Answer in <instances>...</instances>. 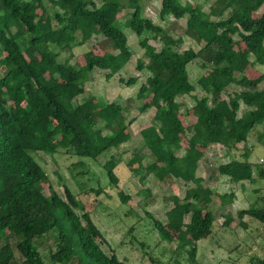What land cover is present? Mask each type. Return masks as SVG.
I'll list each match as a JSON object with an SVG mask.
<instances>
[{
  "label": "trees",
  "instance_id": "trees-1",
  "mask_svg": "<svg viewBox=\"0 0 264 264\" xmlns=\"http://www.w3.org/2000/svg\"><path fill=\"white\" fill-rule=\"evenodd\" d=\"M48 1L54 7L51 13L41 0H0V264H17L15 252L18 264H45L39 248L45 238L52 243L47 249L48 264H124L100 248L96 239H102L101 232L87 211H76L78 200L67 186H62L61 196L48 183L44 193L42 181L47 177L34 154L52 155L60 149L80 166H85L84 158L94 160L107 154L102 169L107 183L116 185V162L110 150L127 141L126 128L133 118L126 119L124 107L116 102L96 100L97 109H93L91 101L96 98L92 95L80 101L76 97L94 69L104 71L108 79L128 61L131 50L125 28L138 38L146 34L138 39L145 61L136 60L135 69L144 74L136 97L149 96L138 111L154 107L152 121L157 123L140 130L148 162L142 163L138 151L130 158L137 164L141 182L150 175L158 181L182 177L191 184L181 202L178 196L171 197L172 206L165 215L167 224L178 231L174 264H180L178 258L184 253L190 264H198L194 244L211 229L219 213L208 208L210 197L201 192L203 178L194 174L203 154L200 148L219 144L231 155L216 166L217 173L230 183L253 182V168L256 178H264L263 164L250 161L248 151L240 152L239 158L232 155L256 125L261 128L260 137L264 132V71L255 78L238 75L248 56L251 65H264V0H214L206 12L185 1L159 0V19L186 16L183 32L196 49H180L181 38L172 37L143 15L140 0ZM126 7L130 10L118 18L117 11ZM260 7L256 18L248 17ZM37 8L45 12V19L37 15ZM95 31L101 36L100 54L94 53L82 65L58 59L59 51L81 45ZM233 34L241 49L228 53ZM149 38L161 43L158 50L147 49ZM195 59L209 72L203 80L204 94L194 97L193 120L184 127L175 111L176 98L194 90L187 65ZM118 81L129 86L136 77ZM231 83L242 89L223 97ZM240 104L245 109L237 115ZM184 133L188 134L187 148L178 154ZM224 196L233 197L231 193ZM145 214L159 239L170 242L163 225ZM235 214L243 228L244 217L264 225L263 205L251 204ZM219 215L229 219L228 213ZM253 260L264 264L263 258Z\"/></svg>",
  "mask_w": 264,
  "mask_h": 264
},
{
  "label": "rangeland",
  "instance_id": "rangeland-1",
  "mask_svg": "<svg viewBox=\"0 0 264 264\" xmlns=\"http://www.w3.org/2000/svg\"><path fill=\"white\" fill-rule=\"evenodd\" d=\"M34 2L35 0H31ZM192 5L195 9L207 11L209 5L214 0H179ZM42 5L47 7L48 13L54 9L48 0H41ZM142 14L148 17L153 23L166 28L172 37H180V49L186 47L197 48L195 43L184 35V20H174L167 15L164 19H159V0H140ZM36 6V4H35ZM260 7L254 12L248 13L251 19L256 18L262 11ZM37 15L46 18L45 12L39 8ZM119 9L117 17H122L124 12L129 11ZM122 20V19H121ZM127 35V44L131 50L128 61L111 78H104V71L94 69L88 74V80L82 83V93L76 97V101L92 95L91 107L97 109L96 100L113 101L124 107L126 119L133 118V121L126 128L128 139L117 149H111L114 154L116 165L113 169L117 176L116 185L107 183L102 164L108 155H99L94 160L85 159V166L75 164L77 159L65 154L62 150H57L52 155L36 152L34 155L39 164L44 169L47 179L42 181L44 193H47L46 186L49 183L61 196L62 186L65 185L75 195L78 200V210L87 211L92 222L96 225L102 235V239H96L100 248L106 253H114L124 264H174L176 258L172 253L175 245L177 230L167 224L165 212L172 206V196H178L181 202L184 190L190 186L185 183L182 177H166L163 180H156L147 175L143 182L138 179L137 164L131 155L138 151L142 155V163L148 162L147 151L142 148L140 130L150 124L157 125L152 121L154 107L148 106L143 112L138 111L140 103L146 104L149 96L138 99L136 91L140 83L144 81V74L135 69L136 60L143 59L142 49L138 45V39L129 29H123ZM148 36V35H147ZM101 36L95 31L90 39L81 45L73 46L71 49L59 51L58 59L67 58L69 62L82 65L91 59L94 53L100 54L102 49L98 47ZM264 43V42H263ZM161 43L158 40L148 39L147 49H159ZM49 47L53 51L58 49L52 45ZM107 50V48H105ZM241 49V43L237 35H232V43L228 45V53ZM29 50V49H28ZM27 50V51H28ZM30 51V50H29ZM34 54L31 52V55ZM28 55V54H27ZM249 59V56L247 57ZM245 59L240 74L247 78H255L262 71L264 65H251ZM237 63H233L235 66ZM208 69L199 67V60L195 59L187 65L189 80L194 85V90L190 94H184L176 98L177 106L175 111L182 125H189L194 116V97L204 94V82L208 76ZM136 77L133 85H125L118 81V78L127 79ZM202 79V82L200 80ZM205 81V80H204ZM262 84H259L261 87ZM242 88L234 83L226 86L222 92L223 97L228 94L239 93ZM239 99V98H238ZM245 107L240 104L237 115H240ZM248 134L245 143L237 145L238 150H234L232 155L239 158L242 151H248V159L256 163H262L264 167V132L260 137V126ZM261 135V134H260ZM259 136V140H258ZM188 134L180 136L181 148L177 151L182 154L187 148ZM198 148V147H197ZM199 149V148H198ZM202 157L194 172L195 176L203 178L202 194L209 195L210 202L208 208L216 213H228L229 219L216 215L211 229L200 240L196 241L194 260L198 264H257L252 257L264 259V225L254 219L243 218L245 228L238 224L236 210L246 208L254 204L264 206V178H256V169L253 168L255 178L253 182L245 181L242 186L230 183L225 176L217 173L216 166L219 163L228 161L231 155L219 144H212L205 148H200ZM208 175H210L208 177ZM99 189L96 193L95 190ZM127 196L122 200L120 195ZM232 194V198L224 196ZM228 200V201H224ZM145 213L151 215L160 222L164 229L171 236V241L160 240L156 230L153 228L150 219ZM184 221H188L185 216ZM12 244V243H11ZM52 243L48 239H42L40 252L45 264L47 261V249ZM187 249V248H186ZM17 264L20 262L18 254L15 252ZM180 264H190L187 253L179 256ZM21 263V262H20Z\"/></svg>",
  "mask_w": 264,
  "mask_h": 264
}]
</instances>
